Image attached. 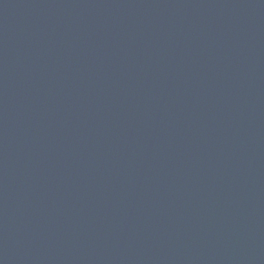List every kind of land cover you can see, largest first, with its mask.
<instances>
[{"label": "water", "instance_id": "obj_1", "mask_svg": "<svg viewBox=\"0 0 264 264\" xmlns=\"http://www.w3.org/2000/svg\"><path fill=\"white\" fill-rule=\"evenodd\" d=\"M0 264H264V0H0Z\"/></svg>", "mask_w": 264, "mask_h": 264}]
</instances>
